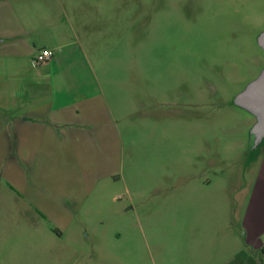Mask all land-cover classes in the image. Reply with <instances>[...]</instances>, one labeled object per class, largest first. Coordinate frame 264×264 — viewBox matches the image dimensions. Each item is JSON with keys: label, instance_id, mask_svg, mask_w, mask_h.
<instances>
[{"label": "rangeland", "instance_id": "1", "mask_svg": "<svg viewBox=\"0 0 264 264\" xmlns=\"http://www.w3.org/2000/svg\"><path fill=\"white\" fill-rule=\"evenodd\" d=\"M59 1V64L76 91L98 95L90 132L111 140L89 144L101 178L62 238L29 199L0 212V264H180L185 223L238 228L264 152L255 114L235 101L264 70V0Z\"/></svg>", "mask_w": 264, "mask_h": 264}, {"label": "crops", "instance_id": "2", "mask_svg": "<svg viewBox=\"0 0 264 264\" xmlns=\"http://www.w3.org/2000/svg\"><path fill=\"white\" fill-rule=\"evenodd\" d=\"M37 1L0 0V212L21 208L20 201L24 212L29 199L33 208L54 217L52 232L62 238L84 208L91 180L101 178L89 144L97 150L111 139L99 129L90 132L101 112L98 95L76 91L69 69L59 64L68 52L65 43L58 44L60 51L53 43L67 34L62 3ZM46 47L53 55L35 65L37 52ZM253 159L238 228L232 221L185 223L183 243L190 248L180 264H264V152Z\"/></svg>", "mask_w": 264, "mask_h": 264}, {"label": "water", "instance_id": "3", "mask_svg": "<svg viewBox=\"0 0 264 264\" xmlns=\"http://www.w3.org/2000/svg\"><path fill=\"white\" fill-rule=\"evenodd\" d=\"M261 44L264 48V34L261 37ZM235 101L255 114V122L250 128V133L257 147L264 140V70L243 92L237 95Z\"/></svg>", "mask_w": 264, "mask_h": 264}, {"label": "built area", "instance_id": "4", "mask_svg": "<svg viewBox=\"0 0 264 264\" xmlns=\"http://www.w3.org/2000/svg\"><path fill=\"white\" fill-rule=\"evenodd\" d=\"M52 52H50V51H48V50H45L41 55H40V57H39V59L41 60V61H46V60H48V59H50V57L52 56ZM36 62H38L37 60H36Z\"/></svg>", "mask_w": 264, "mask_h": 264}]
</instances>
